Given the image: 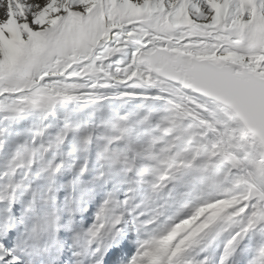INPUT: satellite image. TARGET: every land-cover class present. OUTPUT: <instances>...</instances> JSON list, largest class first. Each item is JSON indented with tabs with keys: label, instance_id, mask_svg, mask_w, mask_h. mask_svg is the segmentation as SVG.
<instances>
[{
	"label": "snow or ice",
	"instance_id": "obj_1",
	"mask_svg": "<svg viewBox=\"0 0 264 264\" xmlns=\"http://www.w3.org/2000/svg\"><path fill=\"white\" fill-rule=\"evenodd\" d=\"M0 264H264V0H0Z\"/></svg>",
	"mask_w": 264,
	"mask_h": 264
}]
</instances>
